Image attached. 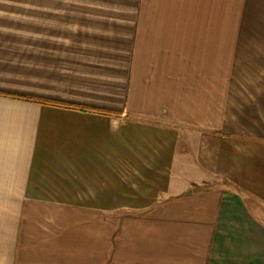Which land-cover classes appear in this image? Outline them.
Instances as JSON below:
<instances>
[{
  "label": "crops",
  "instance_id": "obj_1",
  "mask_svg": "<svg viewBox=\"0 0 264 264\" xmlns=\"http://www.w3.org/2000/svg\"><path fill=\"white\" fill-rule=\"evenodd\" d=\"M20 4L59 35L0 66V264H264V0Z\"/></svg>",
  "mask_w": 264,
  "mask_h": 264
},
{
  "label": "rangeland",
  "instance_id": "obj_2",
  "mask_svg": "<svg viewBox=\"0 0 264 264\" xmlns=\"http://www.w3.org/2000/svg\"><path fill=\"white\" fill-rule=\"evenodd\" d=\"M3 8L4 14L0 18V45L3 46L0 59L3 63L0 66L13 78L18 76L20 82L26 85L28 76L43 75V45L52 44L50 36L59 35V31H43L42 13L36 12L34 18L28 19L23 4L12 13H9L11 8L5 5ZM69 33L64 31L66 35Z\"/></svg>",
  "mask_w": 264,
  "mask_h": 264
},
{
  "label": "trees",
  "instance_id": "obj_3",
  "mask_svg": "<svg viewBox=\"0 0 264 264\" xmlns=\"http://www.w3.org/2000/svg\"><path fill=\"white\" fill-rule=\"evenodd\" d=\"M0 95H5V96H10V97H13V98H19V99H26L25 96H20V95H12V94H8V93H3V92H0ZM45 102L47 103H50V104H53V105H57V106H60L62 104L58 103V102H53V101H48V100H44ZM63 106V105H62ZM76 108H80V109H84V107L82 106H76Z\"/></svg>",
  "mask_w": 264,
  "mask_h": 264
}]
</instances>
